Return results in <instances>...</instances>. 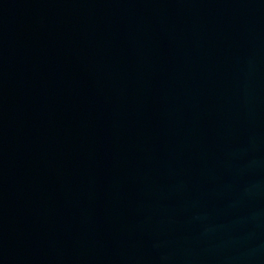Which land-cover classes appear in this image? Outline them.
I'll list each match as a JSON object with an SVG mask.
<instances>
[{
	"label": "water",
	"instance_id": "1",
	"mask_svg": "<svg viewBox=\"0 0 264 264\" xmlns=\"http://www.w3.org/2000/svg\"><path fill=\"white\" fill-rule=\"evenodd\" d=\"M0 264H264V0H0Z\"/></svg>",
	"mask_w": 264,
	"mask_h": 264
}]
</instances>
